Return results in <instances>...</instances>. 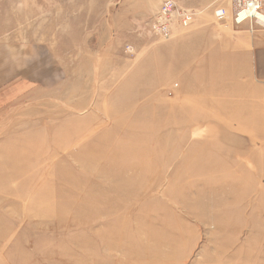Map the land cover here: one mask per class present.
<instances>
[{
  "label": "rangeland",
  "instance_id": "374dc122",
  "mask_svg": "<svg viewBox=\"0 0 264 264\" xmlns=\"http://www.w3.org/2000/svg\"><path fill=\"white\" fill-rule=\"evenodd\" d=\"M123 3L0 0V44L43 47L0 99V264H264V25L188 53Z\"/></svg>",
  "mask_w": 264,
  "mask_h": 264
},
{
  "label": "crops",
  "instance_id": "0c3cea01",
  "mask_svg": "<svg viewBox=\"0 0 264 264\" xmlns=\"http://www.w3.org/2000/svg\"><path fill=\"white\" fill-rule=\"evenodd\" d=\"M181 1L180 4L182 6L194 11L195 18L188 30H184L180 26H177L173 30V37L171 40L175 41L177 45L182 46L183 48L184 46H187L188 53H190V49L192 48L190 47V43L195 41L198 34L202 32L211 34L212 36L217 35L219 32V37L216 38L215 36L214 40L217 43L216 45L220 46V49L221 46H240L241 51L234 50L235 53L230 52L232 54L242 53V55H249L254 53V50L259 47L260 33L259 30L253 29L254 22L246 21L235 28L231 25L233 35L228 36L227 33L224 34L218 31L221 29L216 26L214 15V12L217 9L211 10L210 7L203 6V1H210L208 3L215 5L216 7L219 6L220 8L218 7V9H228V6H231L232 8L231 0ZM161 3L162 0H124L123 4L129 19L134 20L136 18H148L156 14ZM224 29L228 30L227 27ZM39 50H43V47L41 48L33 42L11 41L7 44H0V99L4 95L5 90L12 91V93L15 92L13 93L14 95H19L18 93L21 90L20 87L31 86L29 84L36 83V54ZM222 54L224 55L225 53ZM19 78H23V80ZM44 85H49V83L45 82ZM9 93L12 94L11 92ZM224 112L227 111L225 110Z\"/></svg>",
  "mask_w": 264,
  "mask_h": 264
},
{
  "label": "built area",
  "instance_id": "2783aa9c",
  "mask_svg": "<svg viewBox=\"0 0 264 264\" xmlns=\"http://www.w3.org/2000/svg\"><path fill=\"white\" fill-rule=\"evenodd\" d=\"M231 4L235 24L254 21L264 25V0H231ZM214 15L217 21H222L227 17V12L225 9H219ZM193 19L191 10L179 7L174 0H166L151 24V31L155 37L169 41L175 24L188 30Z\"/></svg>",
  "mask_w": 264,
  "mask_h": 264
},
{
  "label": "bare ground",
  "instance_id": "6f19581e",
  "mask_svg": "<svg viewBox=\"0 0 264 264\" xmlns=\"http://www.w3.org/2000/svg\"><path fill=\"white\" fill-rule=\"evenodd\" d=\"M174 28V27H173Z\"/></svg>",
  "mask_w": 264,
  "mask_h": 264
}]
</instances>
